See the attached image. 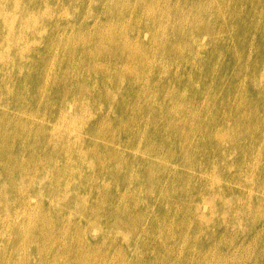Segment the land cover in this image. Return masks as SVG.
<instances>
[{
	"label": "bare ground",
	"instance_id": "1",
	"mask_svg": "<svg viewBox=\"0 0 264 264\" xmlns=\"http://www.w3.org/2000/svg\"><path fill=\"white\" fill-rule=\"evenodd\" d=\"M104 1L0 0V264H174L182 239L165 242L172 228H184L189 214L201 231L229 213L234 224L245 220L249 246L213 264H243L248 254L264 264L262 201L253 204L250 192L238 205L237 191L227 200L225 182L219 184L227 169H238V187L264 191V161L256 160H264V35L254 46L247 39L264 0H183L182 16L159 8V0L133 7ZM128 12L146 17L135 41L123 24ZM210 15L237 21L239 29L212 25L205 20ZM60 26L73 35L70 45L57 42ZM152 53L167 56L168 68L186 62L199 77L181 72L158 103L144 89L158 93L169 82L162 78L166 67L150 62ZM221 55L231 57L236 71L229 85L214 71L213 58ZM243 76L248 89L239 94ZM144 135L158 147L144 148L137 159ZM230 153L237 166L227 161ZM179 167L208 176L189 188L195 177ZM71 210L77 222L67 219ZM226 228L198 244L199 264L213 254L205 246L216 242L217 254L224 248L217 234ZM87 232L99 242L114 237L118 257L87 249ZM50 246L56 254L45 260Z\"/></svg>",
	"mask_w": 264,
	"mask_h": 264
},
{
	"label": "rangeland",
	"instance_id": "2",
	"mask_svg": "<svg viewBox=\"0 0 264 264\" xmlns=\"http://www.w3.org/2000/svg\"><path fill=\"white\" fill-rule=\"evenodd\" d=\"M115 1H117V0H105L104 3H108V2L111 3V2H115ZM120 1L124 5H128L130 7L136 6L137 3L139 2V0H120ZM158 4H159V8L165 7V8H169V9L173 10V12L178 11L181 16L187 12V5H184L183 0H159ZM94 8L97 11L96 15L100 16L101 12L99 10H101L102 8L95 7V4H94ZM246 8L249 10V7H246ZM153 11L156 13L158 12L157 6L153 7ZM134 14H137V17L134 18ZM181 16H180V18H181ZM258 16L260 18L255 17V21L251 26L253 30L251 31V33L249 34V36L247 38L248 41L253 46L256 45L258 37L260 35H264V31L261 30L262 25H264V10L261 13H258ZM145 18L146 17L144 14L136 13V12H128L125 15V19L123 21V24L126 28L129 29L130 34H131L134 41H135L136 37L142 35V32H141L142 28L141 27H142V24L145 22ZM222 18H223L222 15H220V16L210 15V16H206L205 20L207 22L211 23L212 25L231 27L234 31H237V29H239L240 24H238L237 21H234V20L223 21ZM87 20H89V19H87ZM186 21L187 20H184V22H186ZM110 23H112L111 20H110ZM241 24H243V23H241ZM55 25H56V21L54 20L51 23V25L49 26V28H51V27L54 28ZM113 28H114V26H113ZM72 36L73 35H69V29L61 27L59 29V35L57 38V42L58 43H60L62 41H63V43L68 42L67 45H70L71 40H72ZM47 37H51L50 32L48 33ZM210 51H211V48L208 47L207 52H208V54L211 55L212 52L209 53ZM60 54H61L60 50L55 52L56 57H59ZM254 55H255V53H254V49H253V51L251 52V57H253ZM213 56H215V55H213ZM148 58H149L150 62H152L156 66L160 67L161 65H163V67H166L167 73L163 74L164 76L162 78L164 80L168 81L169 85H163V87L160 86L162 89L158 93H155V91L152 88L144 89V91H146L147 94H154L156 96V101L158 103L164 100L166 90L173 84V78L176 76H179V74L181 72L185 73L184 77L186 79H189L188 75H194V78L199 77V74L195 70L190 69L191 67L189 65H187V63L184 61L179 62V63H175V64H173V66L171 68H168L165 65L168 63V57L164 56V54H163L161 59H155V53H152L150 55V57L148 56ZM214 59L216 60V62L213 64L214 71L215 72H221L225 76V82L227 81L228 85L231 84V82H233L234 75L236 74V71L233 73V68L229 64L231 62V57L230 56L228 57L227 55H221L219 58L214 57L213 60ZM51 71L53 73H58L60 71L59 63H58V66L53 67ZM231 74H232V76H230ZM156 76H158V75H156ZM150 78L152 79V76H150ZM238 84H239V94H241L242 92H244L245 90L248 89L247 83L245 82V76H243L238 81ZM13 85H14V83H13ZM253 97H254V99H256L258 101L261 100V96L259 95V93L254 94ZM230 100H231V102H234L236 100V98L232 97ZM242 114H244V113H242ZM230 118H234L238 121L241 120V118L239 117V114H232L230 116ZM148 122L150 123L151 120H148ZM147 139H148V142H146ZM259 143H260V145L264 146V143L261 139L259 140ZM142 146H143L142 149L139 148V154L135 155L137 159H139L140 156H144L142 153L144 148L149 147V146L152 149L156 148V147H158V143L156 141H154L153 139L144 135L143 140H142ZM115 147L120 148V149L122 148L117 143H115ZM145 152L147 153V151H145ZM253 158L254 157H251L249 160H252ZM256 160H259L260 162L264 161L263 159H256ZM227 161L230 164H235L236 166L239 163L232 153H230V155L227 157ZM195 164H196V161H193V163L191 164V166L189 168H195V166H196ZM177 170L182 171V172H186L187 175H190L191 173L194 175L193 177H195V178H193V181L188 183L189 188L197 185L201 179L206 178L208 176V174L206 172L199 174V173H195L194 170L182 169L181 167H179ZM237 170L233 169L232 171H230L227 169L224 172V180L219 181V184L225 182L224 188L227 191L225 198L227 200L230 199V197H231L230 191H231V189H233V190L237 191V193H238L236 201L239 205V201L242 203V201L246 200L247 196L251 192L253 194L254 199H256V201L253 204H257L259 206V203L262 201V203H261L262 206H259V210L257 211L258 215L261 218V215H264V191L263 190H256V189L250 191V188H248V186L245 187V185H243V184H241L238 187L234 183L235 173H237ZM189 172H190V174H189ZM239 178H242V177H239ZM194 192L195 191H191L190 195L191 196L194 195ZM191 196L188 197L189 200L192 199ZM216 201L219 202V199H216ZM31 209L36 210V207L33 203H31ZM24 214L25 213H21L20 215H24ZM224 217H225L224 223L217 225V226L209 227L208 229H200L201 231H198V228H197L198 226L196 225V222L188 214V216L184 222V225H183L184 228H181V229L172 228V230L168 233L167 240L165 242H167V243H169L170 241L174 242L175 239L178 238L177 237L178 235L182 239L181 243L178 242L179 244L175 245L176 246V252H175V263L174 264H185V262H187L188 259L190 260V264H199V261H200L202 256L201 255L198 256V253H196V249L198 248V244L203 243L204 245H206L208 232H213L216 234V232L219 230V227H227L224 232L217 234L218 239L223 242L224 248L222 250H218L219 253L217 254L213 250V247H215L216 242H212L209 247L205 246L207 249L206 254L211 253V252L213 253L210 256H208V259L206 260V264H213V262H214L213 258H216L218 256L229 257L231 260H233V259H235V257H237L239 255L240 252L246 251L247 250L246 246H249L248 240H246L245 239L246 237L242 235V231L244 228L242 225H243V223H245V220L241 218V219H239L238 223L234 224V223H232V221H234L232 218V214L229 213L225 216H221L219 219H223ZM175 218H176V215H175ZM67 219L70 222H77L78 219H80V218H79V215H77L75 212H73L71 210L67 214ZM178 219H179V217L176 218V220H178ZM63 226L72 229V230H70V232L73 231V229H74V226L71 225L69 222H65L63 224ZM24 227L28 228V225L24 224ZM62 231L66 232V230L64 228H62ZM195 236H196V239L194 240ZM60 238H62V240L67 239L66 236L60 237ZM84 238L86 240L87 249L94 251L98 247L99 252L106 253L107 255H110V257L114 258V259L118 257L117 255H113V253L120 250L121 247L119 244H117L118 242L115 241L114 237H111L110 241L99 242L97 233H92V237H91L90 234L87 232L84 234ZM26 244H27V238L25 239V241L22 245L25 246ZM56 250H57V248H55L54 246H50V247L44 249L43 257L45 258V260L54 256L56 254V252H55ZM166 253L167 252H165V250H163V249L161 250V254L164 255ZM9 254H10V251L6 254L7 258H9ZM63 256H65V254ZM61 259L63 261L66 260L64 257H61ZM127 259L129 261H133V255L128 254ZM240 261L243 264H256V259L252 256H249V254L242 257L240 259Z\"/></svg>",
	"mask_w": 264,
	"mask_h": 264
}]
</instances>
